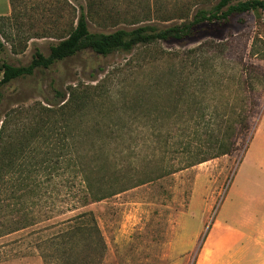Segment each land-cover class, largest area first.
<instances>
[{"label": "rangeland", "instance_id": "374dc122", "mask_svg": "<svg viewBox=\"0 0 264 264\" xmlns=\"http://www.w3.org/2000/svg\"><path fill=\"white\" fill-rule=\"evenodd\" d=\"M8 1L10 13L0 16V68L26 67L36 51L48 56L74 23L65 0H12L14 8ZM67 1L77 12L84 5ZM99 1L118 23L104 25L101 14L90 17L93 33L127 28L121 22L133 18L179 25L217 3ZM225 36L107 58L87 52L0 85V264H60V254L47 243L59 232L53 226L85 212L95 215L107 246L102 264L253 262L241 248L264 243V214L254 217L264 209L259 195L264 194V19L234 16ZM79 85L103 88L85 90L93 97L89 104L71 113L61 110L55 90ZM245 112L252 116L251 133L237 141L233 126ZM207 129L221 133L211 138ZM155 132L170 142L154 144ZM69 135L81 157L103 150L97 164L109 178L121 172V179L144 184L48 221L51 211L66 207L65 179L60 173L54 185L47 183V167L60 160L59 148ZM222 141H237L231 154L189 169L181 165V143L195 148ZM163 166L181 169L168 173L160 171ZM33 218L36 225L22 230Z\"/></svg>", "mask_w": 264, "mask_h": 264}, {"label": "trees", "instance_id": "16d2710c", "mask_svg": "<svg viewBox=\"0 0 264 264\" xmlns=\"http://www.w3.org/2000/svg\"><path fill=\"white\" fill-rule=\"evenodd\" d=\"M65 1L74 15V23L66 34L63 37L58 36L59 41L50 48L48 56L36 51L32 62L26 67H13L4 64L0 68L1 86H7L18 79L32 77L39 70H51L57 64L66 62L83 53L88 52L107 58L118 52L132 54L136 50L148 49L156 44L187 47L200 43L207 38L224 41L226 39L225 30L232 17L253 13L259 16L260 20L264 19V0L247 2L217 0L216 5L210 9L203 8L198 10L191 18L189 16L186 19L182 18L183 22L179 25L160 27L152 24L150 20L133 18L121 22L127 28L117 29L110 33H93L90 30V17H98L101 14L104 23H106L104 25L109 23L117 25L118 20L102 10L103 5L99 0H83L84 5L79 7L78 12L76 9H71L68 1ZM11 5L14 8L12 0ZM10 19L5 20L10 22ZM192 53H194V50L188 52V54ZM123 68H126V66ZM251 69L253 71L257 70L255 67ZM102 86L85 88V86L79 85L70 86L66 91L55 90V100L63 104L61 110L71 113L78 105H87L93 101V97L91 98L85 90L101 91ZM135 96L137 97L136 100H139L138 94ZM250 103L254 104L255 102L251 100ZM50 106L54 107L55 105L50 104ZM251 117L249 112H245L238 117L236 126H233V134L235 137L238 136L237 141L240 135L245 136V138L249 137ZM199 119L202 120L203 118L199 117ZM227 123H231V118H228ZM207 132H209L208 135L211 138L215 134L221 133V131L215 132L210 129H207ZM156 133L152 135L155 139L154 144L161 143L160 141L163 138L166 139V142H170L169 138L162 137L159 133L156 136ZM71 136L69 135L68 138H64L62 141V146L59 148L60 160L50 161L47 167L49 171L47 183L53 184L56 176L62 173V179H65L64 189H66L64 195L65 209L57 213L51 211L48 221L54 219L57 214L77 213L91 205L141 186L145 182L140 179H121L118 176L121 172L115 173L113 177L109 178L104 168L97 164L103 150H89L87 156L81 157L78 149L72 143L74 135ZM236 142L227 144L226 141H222L217 144L218 146L197 145L195 148L191 144L183 145L181 143L180 148L183 156L180 163L185 169H189L229 155L233 152ZM178 169L181 168L163 166L160 171L169 173V171H179ZM35 225L33 218L29 224L21 229H27ZM53 228H58L59 232L53 234L47 243L51 250L56 254H60V259H62L60 264H102L107 246L96 217L92 212L79 213L57 226H53Z\"/></svg>", "mask_w": 264, "mask_h": 264}, {"label": "crops", "instance_id": "0c3cea01", "mask_svg": "<svg viewBox=\"0 0 264 264\" xmlns=\"http://www.w3.org/2000/svg\"><path fill=\"white\" fill-rule=\"evenodd\" d=\"M11 11V7L9 5L8 0H0V16H7ZM262 198H264V194H259ZM264 200V199H263ZM262 200H260L261 202ZM263 202V201H262ZM259 216H256L255 219H261L264 214V209L260 207L259 211L257 212ZM244 242V241H243ZM240 243V247L242 245V241L238 242ZM253 246V245H252ZM241 253L243 256L248 255V257H251L249 259L253 260L252 263H244V264H264V243L259 245L257 248L255 246L251 247L248 244L244 243L241 248Z\"/></svg>", "mask_w": 264, "mask_h": 264}]
</instances>
